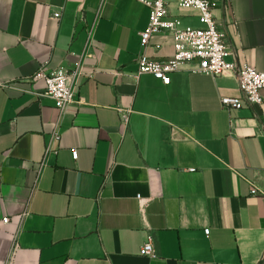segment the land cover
Masks as SVG:
<instances>
[{
	"label": "crops",
	"instance_id": "0c3cea01",
	"mask_svg": "<svg viewBox=\"0 0 264 264\" xmlns=\"http://www.w3.org/2000/svg\"><path fill=\"white\" fill-rule=\"evenodd\" d=\"M213 1L228 60L264 72V0ZM149 21L136 0H0V264H264V103L226 110L232 71L133 76ZM174 52L168 34L147 49ZM42 65L84 72L63 115L35 94Z\"/></svg>",
	"mask_w": 264,
	"mask_h": 264
},
{
	"label": "built area",
	"instance_id": "2783aa9c",
	"mask_svg": "<svg viewBox=\"0 0 264 264\" xmlns=\"http://www.w3.org/2000/svg\"><path fill=\"white\" fill-rule=\"evenodd\" d=\"M150 8V21L145 31L140 33L142 53L138 59V69L133 76L139 78L144 74H151L163 82H168L173 73L179 71L186 64H195L193 72H200L211 75L215 78L225 72L232 71L238 78L240 95L224 96L221 99L222 106L226 110L232 108L241 109L245 103L252 106H260L264 103V72L249 64H240L228 60L232 51L227 41L225 33L219 28L215 16L213 0H136ZM175 4L177 8H193L199 12L200 26H182L180 19L172 13L171 6ZM61 12H56L54 18L59 19ZM93 31L90 30V35ZM168 34L172 37L174 54L164 59L156 60L147 54V49L152 46V39L156 35ZM84 74L81 68L68 70L59 67L54 70H47L42 65L33 76L32 81L45 80V89L36 92L38 97H47L55 102L56 108L65 114L71 104L75 102V93L80 77ZM4 85V84H0ZM124 124L128 122V110H121ZM60 138V131L56 130L52 134V140ZM51 152L49 146L46 156ZM74 160L78 159V151L73 150ZM45 165V160L37 164V171L40 174ZM252 194L263 195L264 192L252 182ZM140 201H144L138 196ZM30 212H25L21 218L29 216ZM10 217L2 219L4 224L10 222ZM209 233V230H206ZM19 234L13 235L12 256L19 249ZM140 254L153 258L156 256L155 247L151 238L146 241Z\"/></svg>",
	"mask_w": 264,
	"mask_h": 264
}]
</instances>
